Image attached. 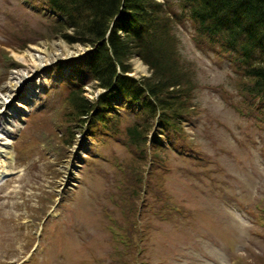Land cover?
Here are the masks:
<instances>
[{
    "label": "rangeland",
    "instance_id": "obj_1",
    "mask_svg": "<svg viewBox=\"0 0 264 264\" xmlns=\"http://www.w3.org/2000/svg\"><path fill=\"white\" fill-rule=\"evenodd\" d=\"M180 1L168 3L181 13ZM38 8L32 0H0V102L13 73L25 67L19 56L32 46L47 42L54 51L51 44L63 40L70 49L81 45L90 50L77 60L58 61L42 73L39 92L31 100L25 97L22 111L26 114L9 130L8 140L13 142L4 145V150L11 152L3 153L2 161L11 174L0 184V194L7 203V198L20 193L23 202L0 214L1 219H14L17 224L4 232L9 253L0 264L20 259L36 239L44 237L50 242L52 231L59 227L56 249L48 250L54 264H76L78 260L136 264L130 259V249L139 246L137 241L151 248L147 264H213L198 262V257L203 259L200 252H208L222 264H227L226 253L231 252L236 257L233 264H264V228L255 214L252 220L247 216V207L264 199V109L252 107L253 97L246 87L250 83L233 71L227 56L197 44L190 20L177 22L174 30L181 62L196 78L192 118L176 135L180 142L176 152L158 149L145 164L140 150L148 146L149 151L153 143L136 146L125 134L127 126L142 120L135 114L124 112L118 129L86 133L91 113L80 115L69 95L83 86L84 95L95 102L106 90L99 80L77 78L74 71L90 55L92 45L68 41L58 32L52 12L45 14ZM127 63L136 79L152 76L153 69L140 55L133 54ZM117 99L112 102L115 110L120 108ZM0 114V124L10 125L11 111ZM181 143L193 145L192 150L180 148ZM68 166L74 176L65 184ZM141 168L145 169L142 177ZM143 176L146 184L142 187ZM166 190L191 211L190 225L172 226L168 219L163 221L165 215L169 217L168 210L160 212ZM147 191L150 200L144 197ZM224 195L225 199L219 197ZM130 204L137 210L154 209L153 218L143 223L135 218L130 225L133 216L126 209ZM116 225L128 238L124 246L117 244ZM248 230L253 231L252 243ZM205 235L216 238L220 249L205 241ZM246 244L250 247L244 251ZM61 251L67 253V260L61 259Z\"/></svg>",
    "mask_w": 264,
    "mask_h": 264
},
{
    "label": "trees",
    "instance_id": "obj_2",
    "mask_svg": "<svg viewBox=\"0 0 264 264\" xmlns=\"http://www.w3.org/2000/svg\"><path fill=\"white\" fill-rule=\"evenodd\" d=\"M41 1L64 18L57 20L63 37L92 45L87 68L108 88L95 102L83 88L76 90L71 103L80 115L102 119L114 111L116 97L131 99L142 109L143 121L127 129L136 144L148 140L156 121L177 133L192 118L196 78L181 62L174 30L185 16L194 22L198 40L218 46L250 83L251 95L264 102V0H181V13L168 0ZM133 54L151 66L152 76L128 74Z\"/></svg>",
    "mask_w": 264,
    "mask_h": 264
},
{
    "label": "bare ground",
    "instance_id": "obj_3",
    "mask_svg": "<svg viewBox=\"0 0 264 264\" xmlns=\"http://www.w3.org/2000/svg\"><path fill=\"white\" fill-rule=\"evenodd\" d=\"M51 45L54 47V51L48 48L47 42H41L32 46L25 54L19 56V58L25 63V67L22 70L13 73L8 90L6 91V94L1 97L2 102H0V113L2 110L11 109L12 103L21 105L27 96L24 89L28 88L29 85L32 86L37 84L39 76L50 66L62 60H77L79 56L86 52V48L81 45H77L75 49H70L68 44L63 40L56 41ZM23 92L25 94L21 96ZM1 116L2 114H0V117ZM9 130H11V128H8L6 123H4V125L0 124V140L5 141L4 144H8V141L13 142L12 139L7 140V138H10L8 133ZM1 152L2 148L0 147V153ZM9 152L11 151H4V153Z\"/></svg>",
    "mask_w": 264,
    "mask_h": 264
}]
</instances>
